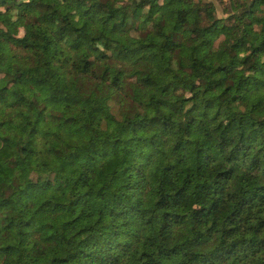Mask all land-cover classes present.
<instances>
[{"label":"trees","instance_id":"16d2710c","mask_svg":"<svg viewBox=\"0 0 264 264\" xmlns=\"http://www.w3.org/2000/svg\"><path fill=\"white\" fill-rule=\"evenodd\" d=\"M218 3L0 0V264H264V0Z\"/></svg>","mask_w":264,"mask_h":264},{"label":"rangeland","instance_id":"374dc122","mask_svg":"<svg viewBox=\"0 0 264 264\" xmlns=\"http://www.w3.org/2000/svg\"><path fill=\"white\" fill-rule=\"evenodd\" d=\"M212 1H214L215 6H216V14H217V15H220V13H221V7H220V5H219V3H218V0H212ZM223 1H226V0H223ZM12 32H13L15 35H20V34H22V32H21L20 29H14V28H13Z\"/></svg>","mask_w":264,"mask_h":264}]
</instances>
